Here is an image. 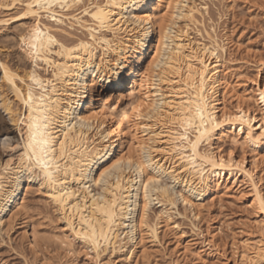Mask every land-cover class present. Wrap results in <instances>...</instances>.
I'll return each instance as SVG.
<instances>
[{"label":"bare ground","instance_id":"bare-ground-1","mask_svg":"<svg viewBox=\"0 0 264 264\" xmlns=\"http://www.w3.org/2000/svg\"><path fill=\"white\" fill-rule=\"evenodd\" d=\"M9 3L12 0H0L4 5L0 7V35L3 29L10 32L0 39V62L16 72V87L21 92L26 95L31 87L33 99L26 107L25 97H18L0 77V114L8 117L7 127H3L7 137L0 139V145L9 151L18 149L20 154L24 150L17 144L26 142L28 124L34 123L41 133L50 134L49 146L54 150L43 159L39 152L31 160L25 157L31 171H13L11 166L4 171L7 159L2 160L0 148V227L24 216L28 208L24 195L37 187L63 222L61 236L53 240L67 256L74 255V241L95 257L97 249L83 238L95 234L101 246L99 260L111 253L128 261L137 255L141 233L159 241L158 224L149 217L153 203L162 208L158 219L167 223L171 221L169 209L176 207L178 199L184 204L188 201L185 205L197 216L206 199L229 194L244 181L252 189L251 205L264 217L256 196L257 192L264 196L257 168L237 159L233 152L220 154L216 147L220 135L232 132L243 141L234 138V143L264 152V135H259L264 131V100L260 98L264 83H257L255 89L258 116L250 107L251 95L246 90L239 95L231 82L225 40H219L213 26L211 31L204 28V16L209 13L206 3L81 0L73 5L68 0L72 6L61 9L55 5L40 11L38 17H23L27 0L6 7ZM98 8L103 10V25L93 19ZM53 15L56 18L50 19ZM37 19L43 36L31 40L40 52L33 58L28 54L29 41L20 37ZM70 31L82 35L75 38ZM48 37L55 43L41 48ZM33 75L35 80L28 79ZM128 96L132 99L127 111L122 105ZM227 99L235 100L236 106L229 108ZM136 108H140L139 114ZM198 108H203V127ZM233 116H242L249 123L224 119ZM19 154L11 159L14 165ZM130 159L131 167L138 171H129ZM221 159L223 167L218 166ZM45 160L51 166L43 167ZM116 160L123 162L112 167ZM45 172L52 173L56 182H49ZM150 176H156L159 184H149L145 193L143 185ZM62 192L72 194L63 196ZM112 200L116 206L110 209ZM259 231L239 244L241 264H261L264 225ZM207 244L209 249L216 246ZM197 252L202 259V252Z\"/></svg>","mask_w":264,"mask_h":264},{"label":"rangeland","instance_id":"rangeland-1","mask_svg":"<svg viewBox=\"0 0 264 264\" xmlns=\"http://www.w3.org/2000/svg\"><path fill=\"white\" fill-rule=\"evenodd\" d=\"M196 2L208 5L209 13L204 16V28L211 31L213 26L219 40H225L227 52L224 58L230 67L231 82L238 87L239 95L244 94L245 90L251 95L250 107L257 110L259 116L261 111L254 105V99L256 84L264 83V0ZM70 32L75 38L82 35L79 31ZM8 34L10 32L3 29L0 39H5ZM12 37L15 36H10L14 40ZM17 49L15 47L14 51L21 53ZM131 99L130 96L125 99L122 105L124 110H130ZM227 101L229 108H234L237 104L235 100ZM115 110L119 117L120 109ZM238 137L232 132L222 134L216 141V147L220 154L226 156L233 152L237 159L252 164L254 169L257 168L260 188L264 190V152L234 143V138L240 143L243 142ZM0 146L1 153H4L1 154L3 161L10 156V159H16L20 152L18 149L10 148L9 151L3 145ZM178 190L177 187L176 191ZM229 192L206 199L199 207L197 216L178 199L175 208L169 207L171 221L168 223L164 219H158L162 208L153 203L149 217L154 224H158L159 241L153 242L147 234L141 233L137 255L127 261L121 259L120 255L114 257L111 253L105 254L101 260L88 259L93 257L90 250L74 241V255L67 256L53 240L54 236H61L63 222L45 194L39 188L33 187L24 195L28 212L26 210L24 216H19L13 222L8 220L0 227V262L105 264L106 261V264H170L175 260L176 264H241L237 248L251 234H259V226L264 225V217L251 205L252 189L244 181L238 187H232ZM173 225L179 226L175 229ZM213 235L216 236L214 239ZM209 242L216 246L209 249ZM197 251L202 252V259L196 256ZM205 251L214 253V256L207 255Z\"/></svg>","mask_w":264,"mask_h":264},{"label":"snow or ice","instance_id":"snow-or-ice-1","mask_svg":"<svg viewBox=\"0 0 264 264\" xmlns=\"http://www.w3.org/2000/svg\"><path fill=\"white\" fill-rule=\"evenodd\" d=\"M81 3V0H72V4L73 5H79ZM16 5V0H12V3H9L8 5H6V7H14ZM58 5L61 9H66L72 5H70L68 3V0H27V3L25 4V7L27 10L22 12L23 17H38L39 12L40 11H44L47 12L49 8ZM0 7H4V5H0ZM169 7H171V5H169ZM85 14L87 15V10H85ZM50 19H55L56 17L53 15L51 17H49ZM16 19H20V16H17ZM93 19L94 20H98L100 22L101 25H103L104 20H103V10L101 8H98L97 12L93 15ZM173 19H175V17H173ZM2 22V21H0ZM43 36V33L40 31V23L39 20L37 19L34 22L33 27L31 28V30L20 37V39L22 40H28L29 41V48L31 49V51H29V56L33 57V58H38L40 55V52H38L37 49V45L34 43H31V40L33 38L39 39ZM55 43L54 40H52L51 37H48L47 39V44H42L40 47L41 48H46L48 44H52ZM62 47V45H61ZM213 55H215V53H213ZM190 67V66H189ZM0 77H2L3 79L7 80L8 85L15 90L16 94L18 97L20 96H24V104L26 107L30 106L29 102L33 99V95H32V91H31V87H29L27 94L25 95L24 92H21V90L19 88L16 87V81L19 79L18 75L16 74L15 71H10L8 66L3 63L0 62ZM28 79L30 80H35V76H29ZM41 87H43V85H41ZM41 99L43 97H40ZM260 98L262 100H264V92H261V96ZM136 113L139 114L140 113V108H136L135 109ZM198 112L201 113V124L200 126L203 127L204 124V118H203V108H198L197 109ZM0 139H5L7 137V134L3 132V127H7V121H8V117L7 116H2V114H0ZM139 118V117H138ZM214 119V118H213ZM225 121L228 120H236L239 121L242 124H247L249 123L247 120H244L242 116H233V117H225L224 118ZM23 123V121H21ZM46 126V125H45ZM249 127H251V125L249 124ZM28 137L25 143L20 144L18 143L17 146L22 148L24 151H22L19 154V161L17 164H13V161L11 159H8L6 164L4 165V171H8L9 167L11 166V169L13 171H15L16 169H20L23 170L24 168H27L28 171L32 170V166L29 164H25V157H28L29 160H31L33 155H36L37 152H39L41 154V158H46L50 152H52L54 149H52L49 145H50V140L52 139L50 137V134H45V133H41L39 131V125H36L34 123H30L28 124ZM201 135H203V133H201ZM248 137L251 138L252 134L251 132L247 133ZM259 135H264V131H262ZM259 135L257 136V139H259ZM39 137V138H38ZM183 139H187V136L185 135L184 137H182ZM21 139H23V136H21ZM199 141V137L197 138V142ZM192 149L193 152H195L196 149V143L192 144ZM31 150V151H29ZM229 155H231V153H229ZM123 161L122 160H116L115 163L112 165V167H116L117 165L121 164ZM37 163L39 164V161H37ZM55 167L57 169L60 168V165L58 163H55V158H53V162H52ZM129 167V171H138V168H132L131 166L133 165V161L130 159L127 161ZM51 166L48 164L47 160H45V163L43 165V167H48ZM219 167H223V160L221 159L220 164L218 165ZM237 167H239V165H237ZM3 174L0 173V176H2ZM45 178L51 182V183H55L56 181L53 179L52 177V173L50 172H45L44 173ZM64 181L61 180V183H63ZM149 184H159V179L156 176H150L147 179V182L143 185V191L146 193L148 191V185ZM118 186V185H117ZM72 193L71 192H62L61 195L63 196H70ZM256 196L260 198V208L261 210H264V196H261V194L259 192L256 193ZM54 199H56L57 201H59V197H54ZM185 204L188 203V201H184ZM116 206V201L112 200L111 201V205H110V209L111 208H115ZM147 210V206L145 205V211ZM105 215L107 216L108 213L106 212ZM179 225H177L178 227ZM79 235V233H78ZM84 240L86 241H90L92 246L97 249L96 252V256L95 257H88V259H96L99 260L100 257V244L97 238H95V234L93 236H88V235H84ZM106 264V261H105ZM261 264H264V258H262V262Z\"/></svg>","mask_w":264,"mask_h":264}]
</instances>
